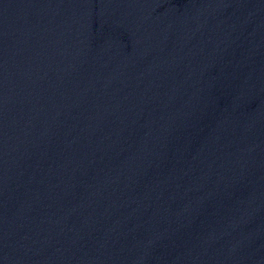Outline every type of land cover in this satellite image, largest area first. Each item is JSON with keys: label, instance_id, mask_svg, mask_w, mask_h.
<instances>
[{"label": "water", "instance_id": "95a60500", "mask_svg": "<svg viewBox=\"0 0 264 264\" xmlns=\"http://www.w3.org/2000/svg\"><path fill=\"white\" fill-rule=\"evenodd\" d=\"M0 264H264V0H0Z\"/></svg>", "mask_w": 264, "mask_h": 264}]
</instances>
